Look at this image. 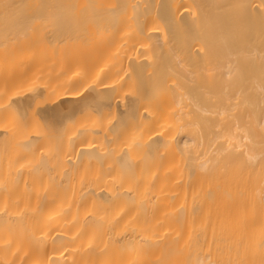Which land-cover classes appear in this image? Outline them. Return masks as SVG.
Segmentation results:
<instances>
[{"label":"bare ground","instance_id":"1","mask_svg":"<svg viewBox=\"0 0 264 264\" xmlns=\"http://www.w3.org/2000/svg\"><path fill=\"white\" fill-rule=\"evenodd\" d=\"M36 26H40L41 35ZM41 26L53 32L51 41L46 30L42 35ZM67 32L75 35L70 36L74 41ZM54 39H61V46L52 43ZM62 39L69 40L68 48ZM67 56L71 61L63 59ZM79 59L83 61L77 64ZM0 68V264H264V0H0ZM35 85L40 88L37 92ZM29 90V95H23ZM32 108L42 114L48 128L35 116L29 117ZM108 110L114 119H108ZM124 125L127 135L131 133V138L126 136L130 138L128 146L135 147L129 150L136 155L145 147L148 152L162 148L166 153L165 148H174L184 153L192 146L197 153H204L200 155L204 163L197 167L211 177L205 196L210 200L200 210L204 207L210 215L201 225L203 236L200 229L194 231L202 237L201 250L197 249L199 242L193 247L202 252L200 256L194 255L196 250L189 252L193 245L185 250L187 240L178 249L181 227L185 229L183 219L187 221L184 210L191 214L184 207L189 185L184 191L167 187L174 182L183 185L185 176L177 177L182 183L173 182L171 176L175 180L177 175L167 169L160 172V167L159 173L148 171L150 178L147 175L146 180H140L139 175L132 181L138 173L128 172L134 176L130 184L147 188L131 185L129 191L127 187V191L117 192L108 189L123 178L121 171L117 177L112 172L116 179L112 185L105 179L106 194L103 186L95 185V190H82L79 205L78 197L70 204L65 191L72 188L67 185L73 178L61 174L68 183L65 187L59 175V182L51 176L53 192L45 191L42 187L50 180L44 178L49 176L43 169L46 165L38 162L42 155L37 158L40 154L32 149L25 150L29 154L21 147L14 149L16 143L36 150L39 133H50L45 137L55 139L60 134L53 131L61 130V135L71 133L63 136L70 141L64 148L83 156L97 147L92 140L96 134L101 133L107 141H98L101 150L105 143L104 149H108V143L116 139L113 135ZM12 133L16 135L9 139ZM184 133L196 135V142ZM43 137L41 144L51 143ZM189 139L196 146L189 145ZM138 146L142 150H136ZM52 149L45 147L48 155ZM64 152L61 150L63 155L70 153ZM57 154L62 157L59 150ZM25 157H30V162L35 157L42 174L34 173L35 165L32 172ZM79 158L75 156L72 160L76 162L70 165L77 164ZM57 160L59 166L61 159ZM54 164L50 167L53 171ZM97 174V180L93 174L92 181L104 183L105 177ZM128 181L117 185L128 186ZM62 188L66 198L61 197ZM64 201L69 204L62 205Z\"/></svg>","mask_w":264,"mask_h":264},{"label":"rangeland","instance_id":"2","mask_svg":"<svg viewBox=\"0 0 264 264\" xmlns=\"http://www.w3.org/2000/svg\"><path fill=\"white\" fill-rule=\"evenodd\" d=\"M23 25H26V24H23ZM37 25H38V24H37ZM47 25H49V24H47ZM64 25H65V24H64ZM67 25H68V23H67ZM69 25H70V24H69ZM74 25H75V24H74ZM74 25H72V26H74ZM77 25H79V24H77ZM12 26H13V24H12ZM14 26H16V25L14 24ZM17 26H19V25H17ZM21 26H22V25H21ZM26 26H27V25H26ZM32 26L34 27V25H32ZM43 26H44V24H43ZM43 26H41V27H43ZM62 26H63V24H62ZM36 27H37L36 31L41 35V33L39 32V31H41V30H39V28H38V27H40V26H36ZM44 27H45V26H44ZM44 27L41 28V29H43V30H42V35H43V33L46 34V33L48 32L47 30H49V29H45L47 32H43V31H45V30H44ZM46 27H47V26H46ZM46 27H45V28H46ZM68 27H69V26H68ZM75 27H78V28H79V26H76V25H75ZM71 28H73V27H71ZM55 31H56V30H55ZM58 31H59V30H58ZM60 31H62V30H60ZM27 33H28V32H27ZM55 33H56V32H55ZM64 33H65V32H64ZM67 33H69V32H67ZM72 33H73V32H72ZM29 34H31V33L29 32ZM35 34H36V32H34L33 35H35ZM39 34H36V36H38ZM45 34H44V36H45ZM51 34H53V32H51V33L48 32V33L46 34V37H48V35H49L48 38H50V37H51ZM58 34L60 35L61 33L58 32ZM69 34H71V32H70ZM69 34H68L69 38H70V36H71V38H73V37L75 36V35L73 36L72 34H71V35H69ZM74 34H76V33H74ZM77 35H78V34H77ZM44 36H43V37H44ZM52 36H54V35H52ZM56 36H57L56 39H58V35H57V34L55 35V37H56ZM61 36H62V35H61ZM61 36H60V37H61ZM72 36H73V37H72ZM78 36L80 37V35H78ZM78 36H77V38L79 39ZM25 37H26V35H25ZM41 37H42V36H41ZM46 37H44V38H46ZM55 37H54V38H55ZM63 37H66V36L63 35ZM63 37H61V38H63ZM48 38H47V39H48ZM66 38H67V37H66ZM69 38H68V39H69ZM71 38H70V39H71ZM74 38H75V37H74ZM81 38H82V37H81ZM81 38H80V40H83V39H81ZM52 39H53V38H52ZM52 39L50 38V40H49V39H48V40L51 41ZM56 39H54L55 41H52V43H53V42H55V44H56V43H59L60 46H61V42H58L59 40L61 41V39H59L58 41H57ZM56 41H57V42H56ZM62 41H64V40L62 39ZM65 41H66V39H65ZM65 41H64V42H65ZM72 41H74V40L71 39V42H72ZM77 41H78V40H77ZM64 42H62V47H64V46H63V45H64V44H63ZM68 42H69V40H67V41L65 42V44L67 43V44L65 45V46H66L65 48H68V47H69V46L67 47V45L69 44ZM74 43H75V42H74ZM78 43H79V42H78ZM59 44H58V45H59ZM69 57H70V56H67V57H64L63 59L67 58V59H65V61H68V60H70ZM71 59H73V58H71ZM79 60H80V61L77 60V64H78V62H79V63H80V62L82 63V61H83V59H82V60L79 59ZM70 61H71V60H70ZM77 64H76V65H77ZM74 65H75V64H74ZM81 65H82V64H81ZM77 66H79V65H77ZM76 68H77V67H76ZM76 68L74 67L75 70H77L78 68H79L78 70H80V67H78L77 69H76ZM0 69H1V68H0ZM77 72H78V71H77ZM3 74H4V73H3ZM37 85H39V87H41V86L43 85V83H42V84L39 83V84H37ZM40 85H41V86H40ZM43 86H44V85H43ZM43 86H42V87H43ZM37 87H38V86H36V85L33 87V89L36 88V91H35V92H37ZM39 87H38V88H39ZM39 89H40V88H39ZM23 93H24L23 95H25L26 93H30V90H29V92H28V91H25V92H23ZM31 93H32V90H31ZM26 95H29V94H26ZM42 101H44V100H42ZM32 109H33V108H32ZM32 109H31V110H32ZM31 110H30L29 114L31 115V113H32V115L29 116V117H32V118H33V117L35 116V120H37L40 124H41V123H44V121L42 120V116H41L42 114L40 115V113L37 112V110H35V109H33V111L35 110L34 113H33ZM111 110H112V109H111ZM113 110H114V109H113ZM1 111H2V110H0V113H2ZM108 112H109V113H108ZM108 112H107L108 114L106 115V116H109L108 119H114V115H113L114 113L112 114V112H110V110H108ZM113 112H114V111H113ZM38 113H39V114H38ZM2 114H3V113H2ZM0 115H1V114H0ZM111 115H112V116H111ZM1 116H2V115H1ZM3 116H4V115H3ZM110 116H111V117H110ZM5 118H6V117L4 116V120H5ZM37 118H38V119H37ZM191 118H192V117H191ZM33 119H34V118H33ZM0 120H1L0 122L2 123L3 120L1 119V117H0ZM189 120H190V119H189ZM0 125H2V124H0ZM38 125H39V124H38ZM42 125H43V124H42ZM126 125H127V124H126ZM126 125H124L125 127H124V126H121V129H122V127H123L124 130H123V129L121 130V129L119 128L118 133H116L115 136L113 135V137H114V138L116 137V139H117V140H116V139H115V140L112 139L111 144H113V145H112L113 147L111 146L110 143H108V144H109V145H108L109 147H106V148H108V149H104V147L107 146V145H106L107 143L104 144L105 146L102 147V149L105 150V151L107 150V152H105V151L102 152L103 150H101L100 145L98 146V144L100 143V142H98L99 140H100V141L102 140V141H103L102 143L107 142V141H104L103 138H102V137H104V135H102L101 133H100V135H99V133L96 134L98 137L100 136L101 139H100V138L98 139V137L96 136L97 138L92 139V140H93V142H95L94 140H96L97 143H94V144H95V145L97 144V145H96V146H97L96 148H98V151L102 152V153H101L102 155H101L100 152H98L97 149L95 148L96 150L93 149V150L89 151L88 153H87V152H86V153H83V156H84V154H86L87 156H86V155H85V156H86L87 158H86L85 156H84L85 158H83V156L80 155L81 153L79 154V153H77V152H73V151H72V152H73V155H74V156H72V155H71L72 152L70 151L72 148H69V149H65V148H64L65 144L67 143L66 146H68V144H69L68 142H70V141L67 140V142H66V141H65L66 139H64L63 136L66 138L68 135H71V133H69V134L66 135V136H65V134H62V135H61V133H62L61 130H59V131H53V132H54V133L58 132L62 138H61L58 134H56L57 137L55 136V139H54V137H52L53 139H50V138L48 137L49 140H51V143H50V141H49V143L46 142L47 144L45 143V141H43V143L41 144V142H42L41 136H44V137H43V140H44V138L47 140L48 138H46L45 135H46V134H50V133H45V135L42 134V133H39L40 135H37V136L39 137V138L37 139V142H38L40 145L37 146V143H36V142H35L36 144H35V143H34V144H35V145L38 147V149H40V150H37V147H35V145L33 144L37 151L34 150V149L32 148V146H29V148H28V146H26V147L28 148V149H27V148H25V147L23 148L24 145L21 146V144H17V146H16V143H15V145H14V142H13V143L11 142L12 140H11V141L8 140V139H7V140L10 141V142L15 146V148L13 147V148L15 149V151L18 150V147H19V148L21 147V150H23L24 152H26L25 150H28V151H29V150L32 149L31 151H35V152H37V154H40V155H37V158L40 157V156L42 155V157L39 158V159H40L39 161L37 160V158H36V160H37L38 162H40L41 165H42V163H43V165H46V166H43V167H44L43 169H45V170L47 169V171H49V172H47V171L45 172V173H48L49 176H44V178L46 177V178H48V179L50 180V181H49L50 184L48 183L47 186H46V185H43L44 187H42V189H44L45 191L49 189L48 191H50V193L53 192V191L50 190V189L52 188V183H53V181H51V180H52V179L54 180V178H56L55 180L58 181L57 179H59L58 177H61V174H62V177L68 175L69 177L67 176L68 178H66V179H69V180H70L71 178H73V180L71 179V181H70L71 185H72V182H73V185L71 186V185H67V184H68V183H66L67 180L64 181L65 178L62 179V177H61L60 180H61V182H63V185H65V187H66V185H67V186H68L67 188H69V187H70V188L72 187V188H71L70 190H68V192L65 191L66 189L63 190L64 187L62 188V191H61V190H58L59 193H60V191H61V193H63V191H65V194L67 195V199H65L66 197H65L64 193H63V195H62L61 197H65L64 199L67 200V202H68V200H69L68 197H70V200H72V201L69 200L70 204H73V203H74V201H73L74 198L78 197V200H77V201H78V205H79V199L82 197L81 194L84 192V191L82 192L83 189H84V190H85V189H87V190H95V187H96V186H103V184H104L106 187H108L107 183H108L109 181H110V182H109L110 185L113 184L112 186H110V185H109V186H110L111 188H112L113 186H114V187H113L112 189H108V190H113V189L115 188L113 191H117V192L121 191V189H124L123 191H125V190L127 189V187H128V191H129V189H131V188H141V187H143V186H144L145 188H147V185H144V184H141V185H143V186H141V187H140V186H139V187H138V186L135 187V186L133 185V183H132V184H130V183H131L132 181H136L135 179H137L139 175H140V176H139V179H140V180H141V179H145V180H146V178L148 177L147 175H149V178H150L151 175H150V174H147V173H149V172H151V173H153V174H155L156 172L159 173L158 171H160V170H158V169H159L160 167H161V171H160V172L165 171V170L167 169V170H171V175H175V174L177 175V176H175V177H176L175 180H174V178L171 176L173 182L176 181L177 179H179V178H183V177L185 176V177L183 178V180L181 179L182 181H185V182L183 183V185L180 184V183H177V184H176V182H174V184H172L173 186L175 185L174 187H173L171 184H170L171 188H170V186L167 187V188H169V189H175V187H178V188L175 189V191H178V190H180V189H182V191H184V190H183L184 187H186L185 189H187V187H188V185H189L188 192L191 194V196H190V194L187 192V190H185L189 196H187L188 198L186 199V201H188L187 203H186V201L184 200V205H185L184 207H187L186 209H187V210L189 209V210H188V213H191V214H187L186 210H184L183 215H184V217L187 218V221H186V219H183L184 222H182V223H183V226H184L183 228H185V229H182V227H181V234H180V235H182L183 237L180 236L182 242L180 241V245L178 244V246H179L178 249H180L181 247H183L184 244H185V241L187 240V241H186L187 244H185V245H188V247H187V249H185V247H184V249L187 251V250L189 249V247L191 248V246L193 245L191 251L189 250V252L192 253V251H193V252L195 253V250H196V253H195L194 255H195V256H200V254H201L202 252H200V251L198 252V250H201V248H202V246H201V245H202V244H201L202 242L200 243V239H201L202 237L200 238V237L198 236V233H200L199 235L202 234V233H201L202 231H201V229H200V228H202L201 225L204 223V221H206V220H207L206 222L209 221V219H208L207 216L210 215V213H208V212L205 213V211H204V207H203V208L201 207V210H200V206H201V205L204 206V205L206 204V202H207V204H209L208 201L210 200V199H208L209 197H206V198H207V199H206L205 196H206V195L208 196V193H209V192H206V191H209L208 186L210 185V182H209V181L207 182V180H210L211 177H210L209 174H208L207 176H205L206 174H205V173H202L203 170L200 168L201 166L197 167L198 165H200L199 163H204V158L200 156V155H203L204 153H202V152H201V153H197V152H196L197 149L194 150L195 147H194V148H191L192 146H191V147L189 146V148L186 147L187 149H186V148L184 149V150H185L184 153H181L180 150H179V151H176V149H174V148H173V149L171 148V150H170V148H169V149H166V148H165V151H166V150H168V151H167L166 153H164V152H162V150H164V149H162V148H156V149H153V152H154V153L151 152L152 149H150V151H149L150 154H149V152H148L149 148L147 149L146 147H145V148L142 147L144 151H147V152H148V153H146V152H144V151L142 150L141 147L139 148V146H138V148H136V150H137V149H141L142 152L140 153V152H138V151H140V150H138V151H137V152H138V155H136V154H137L136 152H133V153H132V151L134 150L135 147H130V146H128V144H129V140H130V138H131V133H129L130 135H127L128 132L126 131ZM43 126H46V128L49 127V126L45 125V123H44ZM43 126H42V127H43ZM42 130H43V128H42ZM44 130H45V128H44ZM48 130H49V129H48ZM48 130H47V131H48ZM50 130H51V129H50ZM50 130H49V132H50ZM121 131L124 132V133H121ZM64 132H66V130H64ZM64 132H63V133H64ZM23 134H24V133H23ZM32 134H33V135H34V134L36 135V133H32ZM32 134H31V135H32ZM72 134H73V133H72ZM112 134H113V133H112ZM120 134H121V135H120ZM125 134H126V135H125ZM185 134H186V133H184L183 135H185ZM6 135H7V134H6ZM8 135H9V134H8ZM11 135H16V134H13V133L10 134V135H9V139H11V138H10ZM101 135H102V136H101ZM116 135H117V136H116ZM119 135H120V136H119ZM189 135H191V133L188 134V135L186 134V136H188V138L191 139V137H192L191 140H193V141L196 140V139H195V140L193 139V138H196V137H195V136H196L195 133H194L195 136H190V137H189ZM192 135H193V134H192ZM94 136H95V135H94ZM121 136H122V138H123V136H124V138L122 139V140L125 139V140H124V143H123V141H121ZM126 136H129L130 138L128 139ZM11 137H12V136H11ZM59 137H60L61 140H56V139L59 138ZM118 137H119V138H118ZM125 137H126V138H125ZM3 138H4V137H3ZM12 138H14V137H12ZM15 139H16V138H15ZM39 139L41 140L40 142H39ZM67 139H69V137H68ZM97 139H98V140H97ZM119 139H120V140H119ZM190 139H189V140H190ZM55 140L57 141L58 144H59V143H61V144L64 143L63 147H62V145L60 146V144L57 145V143H55V142H56ZM92 140H91V141H92ZM118 140L120 141V143H121L122 145L119 143ZM191 140H190V142H189V145H190V144H192V145L194 144V142L191 143ZM13 141H15V140H13ZM52 141H53L54 143H53ZM61 141H63V142H61ZM64 141H65V142H64ZM89 141H90V140H88V142H89ZM114 141H115V142H114ZM108 142H110V141H108ZM125 142H126V143H125ZM195 142H196V141H195ZM8 143H9V142H8ZM11 143L9 144V146L12 145ZM44 143H45V144H44ZM49 144H53V145H55V146H53V145H49ZM116 144H117V145H116ZM124 144L127 145V148H126V145H124ZM187 144H188V143H186V145H187ZM5 145L7 146L8 144L5 143ZM5 145H3V147H5ZM13 145H12V146H13ZM18 145H20V146H18ZM41 145H42V146H41ZM186 145H185V146H186ZM39 146H41V147L39 148ZM101 146H102V145H101ZM117 146L120 147V148H119V151H117V153H116V152H113L114 150L116 151ZM194 146H196V144H194ZM16 147H17V148H16ZM43 147H44V148H43ZM45 147H46V150L50 149V151H51L52 147H55V148L57 149V151H55L56 149L53 148V149H52V154H51V152H50L49 155H48L47 152H49V151H46V150H45ZM60 147H62V148H60ZM99 147H100V148H99ZM110 147H111L112 149H113V148H116V149H113V150H112ZM122 147H124V151H123ZM136 147H137V146H136ZM10 148H12V147H10ZM10 148H8V150H9ZM42 148H43V150H42ZM63 148H64V150H66V152H68V151L70 152V153H68L69 155H68L67 153L65 154L66 157H67V155H68V157H67L68 159H67L66 157H65V159H64V156H65V155H63V153H65V152H64ZM67 148H68V147H67ZM129 148H132L133 150L131 151V149L129 150ZM183 148H184V147H183ZM183 148H182V150H183ZM196 148H197V147H196ZM14 149H13V150H14ZM99 149H100V150H99ZM145 149H146V150H145ZM189 149H190V150H189ZM13 150H9V151L14 152ZM21 150H20V151H21ZM44 150H45V151H44ZM58 150H59V153H60V154H61V150H62V152H63V153L61 154V155H62L61 158H60V156H57V155H58V154H57V153H58ZM110 150H111L112 152H110ZM117 150H118V149H117ZM128 150H129V151H128ZM155 150H156V151H155ZM160 150H161V151H160ZM53 151H54L55 154L53 153ZM108 151L110 152V154L108 153ZM120 151H121V152H120ZM157 151H158L159 154H163V153H164V154H163L162 156H161V155H158ZM187 151H188V152H187ZM35 152H32V153H34L35 156H36V153H35ZM56 152H57V153H56ZM118 152H119V153H118ZM128 152H129V153H128ZM175 152L179 153V154H177L178 156L175 154ZM26 153H28V152H26ZM29 153H31V152H29ZM29 153H28V154H29ZM45 153H46L47 155H46ZM89 153H91V154H90L91 156H90V158L88 159V157H89ZM122 153H123V154H122ZM125 153H126V154H125ZM127 153H128V154H127ZM134 153H135V154H134ZM143 153H145L146 155L143 154ZM171 153H172V154H171ZM28 154H27V155H28ZM53 154H54V155H53ZM56 154H57V155H56ZM76 154H77V155H76ZM78 154H79L80 156H78ZM92 154H93V155H92ZM124 154H125V155H124ZM151 154H152V155H151ZM181 154H182V155H181ZM184 154H186V155H184ZM30 155H31V154H30ZM123 155H124V156H123ZM126 155H127V156H126ZM135 155L137 156V159H136ZM156 155H157V156H156ZM168 155H169V156H168ZM172 155H173L175 158H173V159L170 160V157H172ZM175 155H176V156H175ZM179 155H180V156H179ZM197 155L200 156V159L198 158L199 156H197ZM28 156H29V155H28ZM48 156H50V158H49ZM56 156H57V157H56ZM70 156H72L74 159H75V156H76V159H77L78 157H80V158H79V161L77 160V164H76V163H75V164L73 163V165H72V164L70 165V163H72V161H73V160H72L73 158H69ZM133 156H134V157H133ZM158 156H161L162 158L160 157V159H159ZM185 156H186V157H185ZM53 157H54V158H53ZM81 157H82V159H81ZM100 157H101V159H100ZM114 157H115V158H114ZM139 157H140V158H139ZM141 157H142V158H141ZM146 157H147V158H146ZM165 157H166V159H165ZM167 157H168L169 159H168ZM179 157H180V158H179ZM181 157H182V159H181ZM25 158H26V159H25ZM25 158H24V160H27V159H29L30 157H25ZM32 158H33V161H31V162H30V159H29V162H30L29 165H30V166L32 165L31 167H30V166H29V167L31 168V171L33 172L34 168H32V167H34V165H35V162H34L35 157H32ZM41 158H42V159H41ZM46 158H47V159H46ZM62 158H63V160H62ZM91 158H94V159H91ZM95 158H96V159H95ZM120 158H121V159H120ZM154 158H155V159H154ZM156 158H157V159H156ZM197 158H198V159H197ZM54 159H55V160H54ZM57 159H61V160H62V161L59 160V163H60L59 166H58V163H57V162H58ZM84 159H85V160H84ZM87 159H88V160H87ZM99 159H100V160H99ZM117 159H118V160H117ZM167 159H168V160H167ZM175 159H176V160H175ZM179 159H180L181 161H180ZM24 160H21V162L23 163ZM31 160H32V159H31ZM49 160L51 161L52 164L49 163V162H50ZM64 160H65V161H64ZM80 160H81L82 162H81ZM105 160H108V161H105ZM172 160H173V161H172ZM177 160H178V161H177ZM197 160H198L199 162H198ZM44 161H45V162H44ZM48 161H49V162H48ZM60 161H61V162H60ZM104 161H105V162H104ZM138 161H139V162H138ZM160 161H161V162H160ZM164 161H165V162H164ZM166 161H167V163H166ZM170 161H171V162H170ZM196 161H197V162H196ZM27 162H28V161H27ZM32 162H34V164H33ZM38 162H36V163H38ZM54 162L56 163V165L54 164ZM73 162H76V161H73ZM79 162H80V163H79ZM25 163H26V161H25ZM31 163H32V164H31ZM62 163H63V164H62ZM64 163H66V165H65ZM105 163H106V164H105ZM170 163H171V164H170ZM173 163H174V164H173ZM196 163H197V164H196ZM26 164H28V163H26ZM38 164H39V163H38ZM48 164H49L50 166H49ZM53 164L55 165L54 167H55V169L57 170V171L55 170L56 172L53 171L54 168H52L53 170L50 169V167H53ZM139 164H140L141 166H140ZM166 164H167V165H166ZM172 164H173V165H172ZM138 165H139V166H138ZM165 165H166L167 167H166ZM201 165H202V164H201ZM35 166H36V167H35V170H34L35 172H34V173L36 174V173H38V172H37L38 167H37V165H35ZM48 166H49V168H48ZM72 166H73V167H72ZM107 166H108V167H107ZM162 166H163V168H162ZM45 167H47V168H45ZM96 167H98V168H96ZM130 167H131V168H130ZM136 167H137L138 169H137ZM150 167H151V168H150ZM153 167H155V168H153ZM165 167H166V168H165ZM168 167H169V168H168ZM69 168H70V169H69ZM99 168H100V171H99ZM144 168H145V170H146V172H145L146 175H144V171H145ZM152 168H153V169H152ZM156 168H157V169H156ZM170 168H171V169H170ZM199 168H200V170H199ZM41 169H42V166H39V170H38V171H40V173H38V175L42 174V173H41ZM58 169H59V170H58ZM124 169H126V170H124ZM163 169H164V170H163ZM195 169H197V170L195 171ZM50 170H52L54 173H53L52 171H50ZM93 170H94V171H93ZM106 170H107V172H106ZM122 170H123V171H122ZM151 170H152V171H151ZM58 171H59V172H58ZM92 171H93V172H92ZM96 171H97V172H96ZM102 171L104 172V175L101 173ZM118 171H119V172L121 171L122 174L120 173V175H121L120 177H122L124 180L127 179V181H128L129 176L131 177V178L129 179L130 181H128V183H129L130 185H128V186H124V185H125V184H124L123 187H122V186H118L120 182L122 183V182L124 181L123 179H122V181H121L120 178H119L120 180L117 178L118 181H117V180L114 181V180L116 179V178L114 177V175H115V176L118 175V173H117ZM124 171H125V172L127 171V173H125ZM136 171H137V172H136ZM142 171H143V173H142ZM148 171H149V172H148ZM32 172H31V173H32ZM42 172H43V170H42ZM50 172H51V173H50ZM65 172H66V173H65ZM98 172L100 173V174H99L100 176L103 175V177H105V178H104V181H105V179H106V181H108V182L105 181L106 183L104 182V183L101 184L100 181L98 180L99 183H100V184L98 185V181H92V180L94 179V178H93L94 175H95L94 177L96 178L95 180H97V177H96V176H98V174H97ZM105 172H106V174H105ZM109 172H110V173L113 172L114 175H113V173H112V175H111ZM123 172L126 174V175H125V178H124V176H123ZM128 172H129V173H132V175H133L134 173H136V174L138 173V174H137V177L135 176V174H134L135 178H134V176L132 177L131 174H130V175H127ZM173 172H175V173H173ZM177 172L180 174V176L178 175ZM199 172H200V173H199ZM34 173H33V175H34ZM57 173H58V174H57ZM59 173H60V174H59ZM116 173H117V174H116ZM140 173L142 174V176H143L144 178L141 177V174H140ZM172 173H173V174H172ZM52 174H53V175H52ZM55 174H56V175H55ZM91 174H92V175H91ZM93 174H94V175H93ZM96 174H97V175H96ZM195 174H196V175H195ZM197 174H198V176H197ZM200 174H201V175H200ZM36 175H37V174H36ZM44 175H47V174H44ZM54 175H55V176H54ZM58 175H59V176H58ZM90 175H91L92 177H91ZM110 175H111V176H110ZM194 175H195V176H194ZM203 175H204V176H203ZM34 176H35V175H34ZM51 176H53V178H52ZM57 176H58V177H57ZM100 176L98 177V179H99V178H100V180L102 179L101 181L103 182V178H101ZM112 176H113V178H112ZM182 176H183V177H182ZM199 176H201L202 179H201ZM50 177H51L52 179H50ZM89 177H90V178H89ZM106 177H107V178H106ZM116 177H117V176H116ZM177 177H179V178H177ZM196 177H197L196 180H197L198 182L195 180ZM198 177H199V178H198ZM205 177H206V178H205ZM208 177H209V178H208ZM114 178H115V179H114ZM132 178H134V180H132ZM149 178L147 179L148 181H149ZM35 179H37V178H35ZM38 179H39V178H38ZM48 179H47V180H48ZM199 179H200V180H199ZM44 180H45V179H44ZM62 180H63V181H62ZM89 180H90V181H89ZM131 180H132V181H131ZM181 180H180V181L177 180V182H181ZM194 180H195V182H194ZM202 180H203V181H202ZM204 180H205V181H204ZM78 181H79V182H78ZM80 181H81L82 183H85V182H86L87 184L85 183V184L82 185V184L80 183ZM83 181H84V182H83ZM111 181H114V182H112V184H111ZM44 182H46V181H44ZM51 182H52V183H51ZM58 182H59V181H58ZM68 182H69V181H68ZM91 182H92V183H91ZM96 182H97V184H96ZM118 182H119V183H118ZM204 182H205V183H204ZM46 183H47V182H46ZM54 183H55V182H54ZM56 183H57V182H56ZM70 183H69V184H70ZM75 183H76V184H75ZM93 183H95V184H93ZM117 183H118V185H117ZM121 183H120V184H121ZM134 183H135V182H134ZM144 183H145V182H144ZM181 183H182V182H181ZM195 183H197V184L195 185ZM202 183H204V184H202ZM208 183H209V185H208ZM78 184H80V186H78ZM186 184H187V185H186ZM192 184H193V185H192ZM201 184H202L203 186H199V185H201ZM205 184H206V185H205ZM48 185H49V186L51 185V187H49ZM55 185H56V184H54L53 187H55ZM93 185H94V186H93ZM95 185H96V186H95ZM115 185H116V186H115ZM121 185H122V184H121ZM131 185H133L134 187H131V188H130ZM178 185H179V186H178ZM180 185H181V186H180ZM184 185H185V186H184ZM197 185H198V187H197ZM56 186H57V185H56ZM105 186H103V188L101 187L102 190H103L104 188L106 189ZM47 187H48V188H47ZM58 187H59V186H58ZM58 187H56V188L58 189ZM61 187H62V186H61ZM61 187H59V188H61ZM78 187H79V188H78ZM83 187H85V188H83ZM93 187H94V188H93ZM110 187H109V188H110ZM118 187H119V188L122 187V188L119 189ZM144 187L141 188V189L143 190ZM165 187H166V186H165ZM192 187H193V188H192ZM196 187H197V190L199 191L198 195H196V192H195V191H196ZM204 187H205V188H204ZM91 188H93V189H91ZM198 188H199V189L201 188V189L199 190ZM207 188H208V189H207ZM78 189H80V190H78ZM105 189H104V191H105ZM118 189H119V190H118ZM189 189H190V190H189ZM203 189H204V190H203ZM206 189H207V190H206ZM48 191H47V193H48ZM54 191L56 192L57 190L54 189ZM80 191H81V192H80ZM104 191H103L102 193H105V194H106L107 189H106L105 192H104ZM126 191H127V190H126ZM180 191H181V190H180ZM190 191H191V192H190ZM194 192H195V194H194ZM59 193L57 192V194H59ZM76 193H77V195H76ZM205 193H206V194H205ZM193 194H194V196H193ZM201 194H202V195L204 194V196H202V198H203L205 201L201 198V196H199V195H201ZM59 196H60V194H59ZM195 196H196L197 198H196ZM198 196H199V197H198ZM61 197H60V198H61ZM71 197H72V198H71ZM73 197H74V198H73ZM190 198H191V199H190ZM194 198H195V199H194ZM64 199H60V200L63 201ZM81 199H82V198H81ZM81 199H80V200H81ZM188 199H189V200H188ZM197 199H199V200H197ZM200 200H202V201H200ZM207 200H208V201H207ZM77 201H76V202H77ZM71 202H72V203H71ZM174 202H175V201H174ZM201 202H202V203H201ZM203 202H204V204H203ZM64 203H65V201H64V202H61L62 205L69 204V203H65V204H64ZM80 203H81V202H80ZM174 204H175V203H174ZM78 207H79V206H78ZM80 207H82V204H81ZM80 207H79V208H80ZM83 208H84V206H83ZM85 209H86V207H85ZM190 209H192V210H190ZM195 209H198V210H196V211H197V214H196V212H195ZM202 209H203V210H202ZM80 210H81L82 212H84V209H80ZM78 211H79V210H78ZM192 211H193V213L195 212L193 215H192ZM203 211H204V212H203ZM207 211H209V210H207ZM185 212H186V214H187L186 216H185ZM198 213H201V214H198ZM202 214H204V215H202ZM207 214H208V215H207ZM189 215H190V217H189ZM196 215H199V217L196 216ZM201 215H202V218H201ZM192 216H193V217L195 216L194 219H193ZM203 216H204V217H203ZM205 216H206V217H205ZM188 217L190 218L189 220H188ZM197 217H198V220L200 221V222L198 221V230H196V229H197V226H195V225H196V222H197L195 219H196ZM191 218H192V220H191ZM201 219H203V220H201ZM190 220H191V222H190ZM188 221H189L191 224H190ZM192 221H194L195 223L192 222ZM187 222H188V223H187ZM201 222H202V223H201ZM186 223H187L188 225H187ZM185 225H186L187 227H186ZM181 226H182V225H181ZM200 226H201V227H200ZM195 227H196V229H194ZM199 229H200V232H198ZM183 230H184V232H182ZM186 230H187V231H186ZM188 231H189V232H188ZM194 231H195V232H198V233H195ZM182 233H183V234H182ZM184 233H185V235H184ZM196 234H197V235H196ZM194 235H195V236H194ZM186 236H187V237H186ZM189 236H190V237H189ZM197 236L199 237V238H198L199 241H196ZM201 236H203V234H202ZM195 237H196V238H195ZM182 238H183V239H182ZM186 238H187V239H186ZM193 238H195V239L192 240ZM183 240H184V242H183ZM190 241H191V244H190ZM195 241H196V242H195ZM139 242H140V244H141L142 246H144V244L146 243V242H145L144 240H142V239H141ZM197 242H199V245L201 244V245H200L201 247H200V248H199V247L197 248L198 250L195 249V248L193 249V247L195 246V243H197ZM197 244H198V243H197ZM197 244H196V245H197ZM199 245H197V246H199ZM182 249H183V248H182ZM182 249H181V250H182ZM186 251H184V252H186ZM181 252H183V250H182ZM184 252H183V253H184ZM189 252H186L187 255H188ZM190 253H189V256H190ZM198 253H199V255H198ZM184 254H185V253H184ZM192 255H193V254H192ZM194 255H193V256H194ZM193 256L190 257V258H192V260H194L193 258L195 257V256H194V257H193ZM201 256H202V255H201ZM190 258H189V259H190ZM192 260L190 259V262H192ZM191 264H192V263H191ZM193 264H194V262H193Z\"/></svg>","mask_w":264,"mask_h":264}]
</instances>
